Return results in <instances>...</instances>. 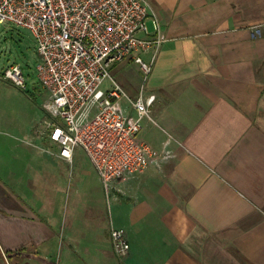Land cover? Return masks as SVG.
Returning <instances> with one entry per match:
<instances>
[{"label":"crops","instance_id":"1","mask_svg":"<svg viewBox=\"0 0 264 264\" xmlns=\"http://www.w3.org/2000/svg\"><path fill=\"white\" fill-rule=\"evenodd\" d=\"M144 1L164 38L145 83L158 160L105 193L47 125L23 141L0 125V264H264V0ZM133 65L110 67L130 98Z\"/></svg>","mask_w":264,"mask_h":264},{"label":"built area","instance_id":"2","mask_svg":"<svg viewBox=\"0 0 264 264\" xmlns=\"http://www.w3.org/2000/svg\"><path fill=\"white\" fill-rule=\"evenodd\" d=\"M0 24L26 29L34 38L38 83L48 93L43 109L51 119L49 138L60 146L61 157L70 161L81 148L105 193L114 180L142 174L158 160L159 153L139 136L155 101L145 83L164 42L144 0H0ZM148 52L146 62L139 54ZM127 58L143 76L134 98L110 74L113 64ZM0 78L26 88L19 65L7 67ZM105 81L111 86L104 91ZM123 100L135 117L123 114ZM110 239L114 253L125 257L124 229L112 228Z\"/></svg>","mask_w":264,"mask_h":264},{"label":"rangeland","instance_id":"3","mask_svg":"<svg viewBox=\"0 0 264 264\" xmlns=\"http://www.w3.org/2000/svg\"><path fill=\"white\" fill-rule=\"evenodd\" d=\"M142 58L144 59L143 56ZM37 63L38 57L35 51V41L31 33L26 29L0 24V75L7 67L13 64L19 65L26 85L25 89H21L11 82L0 78V125H13V132H8V134L17 141L20 139L23 141L25 136L28 138L33 136L35 129H42L44 125L51 122V119L46 116L43 109V104L48 98V93L38 83L36 73ZM133 67L136 69V65H133ZM110 74L113 80L119 82V79L115 78L114 74L111 72ZM109 86H111L110 82L105 81L101 89L105 91ZM121 105L124 115L130 113L133 116L125 101ZM157 125H159L158 122L156 125H152L143 121L139 135L141 139L150 143L154 131L162 137L158 132L159 127ZM54 144L58 150L60 146L55 142ZM46 146L48 145L46 144ZM77 154L81 155L83 152L79 148H76L74 155ZM91 182H93V177L90 180Z\"/></svg>","mask_w":264,"mask_h":264}]
</instances>
